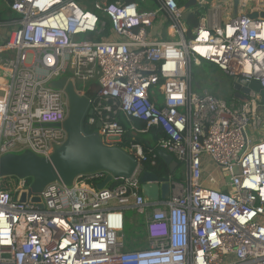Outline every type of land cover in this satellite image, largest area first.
Wrapping results in <instances>:
<instances>
[{
    "label": "built area",
    "instance_id": "built-area-1",
    "mask_svg": "<svg viewBox=\"0 0 264 264\" xmlns=\"http://www.w3.org/2000/svg\"><path fill=\"white\" fill-rule=\"evenodd\" d=\"M188 2L7 4L10 17L0 23V157L29 151L49 159L66 141L68 101L49 86L65 75L90 100L88 133L107 146L126 141L121 148L139 168L101 191L89 182L104 173L80 176L70 187L51 183L40 194L42 210L18 201L28 180L11 186L0 179V264H264L262 98L250 92L246 102L227 105L193 90V68L207 63L264 91V0H237L235 18L233 0H195L185 10ZM187 12L198 17L190 38ZM152 128L162 135L157 151L184 166V182L168 178L169 196L147 202L140 184L147 156L129 132ZM211 166L223 185L210 179L215 186H207ZM128 210L143 219L145 248L125 245Z\"/></svg>",
    "mask_w": 264,
    "mask_h": 264
},
{
    "label": "water",
    "instance_id": "water-1",
    "mask_svg": "<svg viewBox=\"0 0 264 264\" xmlns=\"http://www.w3.org/2000/svg\"><path fill=\"white\" fill-rule=\"evenodd\" d=\"M195 0H190L184 9L194 6ZM237 0H233V13L236 17ZM251 19L256 14L249 16ZM264 18V14H262ZM53 89L65 93L68 101V116L63 124L67 139L61 146L54 148L49 159L35 156L29 151L19 155H5L0 157V179L14 178L30 181L27 195H22L18 201L31 204L42 210L40 194L46 186L59 182L70 187L80 176L104 173V180L96 186L101 191L112 183L113 179H128L139 168V162L129 152L119 146H107L101 142L97 132L88 133L85 129L87 116L92 115L90 100L87 96H80L76 92L73 82L67 77L54 81L49 85ZM232 100L246 102L250 92L259 94L264 103V91L256 82L247 83L242 79L231 81ZM100 124H96V129ZM157 156L171 169L176 168L175 161L167 153L158 150ZM141 194L147 202L164 200L169 196L168 179L159 178L151 172H144L140 176Z\"/></svg>",
    "mask_w": 264,
    "mask_h": 264
},
{
    "label": "rangeland",
    "instance_id": "rangeland-1",
    "mask_svg": "<svg viewBox=\"0 0 264 264\" xmlns=\"http://www.w3.org/2000/svg\"><path fill=\"white\" fill-rule=\"evenodd\" d=\"M152 5V4H151ZM0 16L1 20L5 21L8 20L10 17L9 12L6 10L5 6L0 0ZM209 65L207 63L204 64L199 69L193 68V80L197 81V79H201L196 82V84L200 85L202 88V91H208L209 93H212L216 95L217 97L221 98L227 105H231L234 103L237 105L236 102L232 101V91H231V79L224 76L218 69H215L214 67H208ZM65 75H62L60 77V80H63L65 78ZM84 85L83 83L77 81V86L82 87ZM139 136V134H136ZM140 138H149V136H139ZM210 174L207 177V186L210 188H213L215 185L211 184L212 179L214 183H217L219 185H223V174L219 171V169L215 168L214 166H211ZM180 172V170H179ZM16 180L5 178L2 180L3 184L9 183L11 186L15 184ZM126 217L128 218L129 228L124 229V242L125 245L128 247L130 245L134 246L135 249H141L146 247V239L143 235V224L142 221H140V216L134 213L133 211H126L125 213ZM141 222V223H140Z\"/></svg>",
    "mask_w": 264,
    "mask_h": 264
},
{
    "label": "trees",
    "instance_id": "trees-1",
    "mask_svg": "<svg viewBox=\"0 0 264 264\" xmlns=\"http://www.w3.org/2000/svg\"><path fill=\"white\" fill-rule=\"evenodd\" d=\"M11 1V0H10ZM139 0H125L126 3L130 2H135ZM180 6H183V2H179ZM6 21V20H5ZM1 20L0 16V23L5 22ZM184 21L185 25L187 28V38H190L192 30L197 26L198 24V17L194 13L187 12L184 14ZM208 67H214L217 69L214 65L208 64ZM196 69V68H195ZM201 80L200 78L197 79V81ZM197 81L193 82V90L195 92L200 93L202 91V88L200 85L196 84ZM135 127L138 129H144L145 128V123L141 121H135ZM89 130L86 129V132ZM132 134L129 132V136ZM139 136H149V138L144 139L140 138ZM136 137V142L141 144L144 154L147 156V161L141 164V173L144 172H151L155 174L159 178H171L175 182H184V166L180 163L175 162L176 168L173 170L169 168V166L165 165L162 160L157 156V148H156V143L157 141L162 137L160 131L156 128H152L149 130L148 133L144 135H139ZM125 141V139H124ZM126 141L121 143V147H125ZM153 163V164H152ZM179 165V166H178ZM180 170V172H179ZM172 176V177H171ZM9 179H14V178H9ZM15 180V179H14ZM103 181L102 178L98 179H93L90 183L92 188H96V186ZM30 182V181H29ZM113 184H109L108 188L112 187ZM140 221H142L143 224V219L140 218ZM141 223V222H140ZM125 228H129V223H128V218H125ZM124 228V229H125ZM143 235H144V229H143ZM145 237V235H144ZM124 238V236H123ZM129 250H136L134 246L130 245L127 247Z\"/></svg>",
    "mask_w": 264,
    "mask_h": 264
},
{
    "label": "crops",
    "instance_id": "crops-1",
    "mask_svg": "<svg viewBox=\"0 0 264 264\" xmlns=\"http://www.w3.org/2000/svg\"><path fill=\"white\" fill-rule=\"evenodd\" d=\"M12 1V0H11ZM10 0H1V2L3 3V5L5 6V8H6V10L8 11V9H7V4L9 3V2H11ZM130 136L132 137H137V135H136V133H132V134H130ZM144 139H147L146 137L144 138ZM208 172H210V171H208ZM209 176V174H204V178H205V180H207V177Z\"/></svg>",
    "mask_w": 264,
    "mask_h": 264
},
{
    "label": "bare ground",
    "instance_id": "bare-ground-1",
    "mask_svg": "<svg viewBox=\"0 0 264 264\" xmlns=\"http://www.w3.org/2000/svg\"><path fill=\"white\" fill-rule=\"evenodd\" d=\"M179 166V165H178ZM172 177V176H171Z\"/></svg>",
    "mask_w": 264,
    "mask_h": 264
}]
</instances>
